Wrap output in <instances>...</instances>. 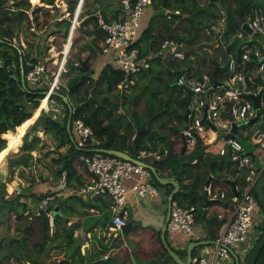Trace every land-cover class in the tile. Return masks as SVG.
Returning a JSON list of instances; mask_svg holds the SVG:
<instances>
[{"label":"trees","instance_id":"obj_1","mask_svg":"<svg viewBox=\"0 0 264 264\" xmlns=\"http://www.w3.org/2000/svg\"><path fill=\"white\" fill-rule=\"evenodd\" d=\"M78 1L73 0L69 4L66 13L69 19L72 18ZM150 1L153 3L154 11L148 26L141 32L140 38L134 44L140 49L142 56L149 58L150 66L138 73L137 80L131 87L132 91L130 90L129 94L122 93L121 96L112 94L116 85L124 77L123 72L117 69L113 60L105 63L98 75L93 76L95 72L87 61L90 56L94 57V60H99V57L103 56L114 58V52L108 54L101 52L100 43L104 34L98 26L95 12H91L87 20L94 21L93 30H75L73 35L72 46L64 66L67 69L64 74L66 78L63 83L64 75L61 74L55 89L60 94L67 96L72 105L70 133L73 135V121L81 119L92 129L97 143L92 145L89 141L83 147H76V139L74 138V142L71 141L66 127L69 118L68 107L59 96L52 94V98L63 104L64 116L62 117L52 111L41 110L33 125H30L24 136L20 138L18 145L21 153L9 158L8 165L10 169L28 167L30 161L33 160L31 151L36 149L40 140L35 132L42 131L53 138L57 148L68 145L66 153L59 158L62 160V166L55 170L58 177L65 172L66 186L74 173L73 162L76 160L78 164H82L81 157L92 154L91 148H105L132 153L137 132L144 130L137 143V150L144 153L142 160L154 166L161 177L176 179L180 183L181 188L187 192H178L174 201L183 207H194L195 220L210 221L213 218L211 216L206 217L204 209L205 182L212 174L217 180L227 184L230 180L225 174L230 172L235 175L236 168L230 160L229 154L205 153V158H199L195 163H189L188 158L203 149L199 143L187 154H180L182 147L180 126L183 123V114L186 109L184 105L186 93L176 85L175 77L180 67L188 66L191 68L192 55L185 54V59L180 61L169 56L162 58L157 53L161 49L163 40L176 39L184 48L196 49V69L199 72L207 69L206 71L212 74L215 68L225 64L226 58L219 60L221 56L219 48L214 49V52H209L206 49V47L211 46L212 42V36L206 30H212V24L216 23L221 9L233 17L240 16L246 21L252 13L251 10L256 8L259 3L257 0H234L233 2L223 0L224 7H222V4L217 0ZM41 2L49 5L54 4V0H41ZM163 5L167 8L171 7L173 11L179 10V14L183 17L174 19L171 16L168 18L163 13ZM7 7L8 0H0V58L5 61V68L0 69V152L7 143L13 140L16 127H21L32 117L33 112L40 108V100L44 98L42 91L48 90L52 80V72L57 69V66L49 59L44 64L47 68V77H42L34 86L25 80L26 89L21 84V69L26 74L31 67L30 64L40 62L38 56L41 52L42 37L58 35L61 44L65 43L70 26V20L63 19L57 22V25L66 30H53L54 32L42 34L43 36H35L37 34L33 31L26 30L29 32L28 38L25 40L26 47H22L21 44L17 47L11 44L15 38L17 27L25 26L28 29L32 22L36 24V18L31 19L27 13V10L31 8L29 0H15V7L17 8L15 11H9L6 9ZM37 10H43L44 13L50 11L49 8ZM37 10L34 8L33 12ZM124 16L123 9L121 16L118 18L117 13L114 20L122 19ZM104 19L105 21H112L106 17ZM234 28L230 27L227 30ZM77 34L82 35V41L88 42L81 46L83 51H89L85 72L80 70L81 58L73 54L72 51ZM229 41L226 37L224 43L230 47L240 46L237 39ZM36 46L38 47L36 48ZM234 50L237 59H240L241 51L239 48ZM100 60L104 62V59ZM76 62H79L80 65L76 66ZM90 95L98 102L83 104ZM140 104H142L141 109H139ZM155 153H158V157L154 156ZM20 173H24L23 169L20 170ZM185 178L187 182H185ZM152 180L155 185L162 186L153 175ZM7 182L0 178V223L5 225L10 214L13 213L15 215L14 232L10 233L8 230H3L0 233V264H26L27 262L45 264L50 257L49 252L55 248H58V254L63 253L65 258H71L73 253L71 254L67 248L74 241L72 231L62 230L60 234L62 240L58 241L55 232L51 235L46 214L42 213L35 216L26 201L21 200L22 197L27 196L24 193L18 192L9 195L6 190ZM242 182L239 190H236L235 187H228L225 197L243 192L247 185L245 177H243ZM165 187L168 191L172 190V185ZM251 192L257 203L253 189ZM50 195L51 192H45L37 196L36 199L40 201ZM52 201L49 202V210L54 209V201ZM207 205L209 206L210 203ZM257 206H259L258 203ZM25 211L28 213L25 214ZM222 223L223 220L217 222L218 227ZM37 229L38 236H36ZM254 231H258V233L250 249L262 237L264 221L256 226ZM166 236L167 232L165 233ZM210 237L216 239L217 236L213 234ZM159 243H161L160 239ZM156 254L154 260L140 264H176L162 243L161 250ZM263 259L264 247L255 264ZM190 264L197 263L192 262Z\"/></svg>","mask_w":264,"mask_h":264},{"label":"built area","instance_id":"obj_2","mask_svg":"<svg viewBox=\"0 0 264 264\" xmlns=\"http://www.w3.org/2000/svg\"><path fill=\"white\" fill-rule=\"evenodd\" d=\"M149 3L150 0H122L121 4L125 13L122 19L105 21L102 16L98 17V26L104 34L100 43L101 52L103 54L114 52L113 61L117 69L124 74L123 80L115 87L117 92L129 91L135 84L138 73L150 66L149 58L142 56L140 49L134 46L140 38L141 19ZM6 9L15 11L17 9L15 0H8ZM33 9L31 6L30 11L27 10V13L31 14V19ZM167 11L179 14V10L173 11L166 8L164 13L168 18L171 15ZM251 11V15L246 20L252 28L251 33L241 28L227 30V12L224 9L219 11L213 30H206L212 36L211 44L214 43L212 46L215 47L214 49L221 50L226 44L224 43L226 37L230 40L229 42L235 39L240 42V46L236 47L241 51L240 59H237L236 54L220 56V59L226 58V62L218 68V84L214 85L213 75L208 71L199 72L195 62H192L191 68L180 67L175 77L176 85L186 95L189 91L187 105L189 113L185 126L187 147L191 151L199 143L206 153L229 154L236 170L244 172L247 181L246 190L230 197L233 213L226 231L216 239V244L206 246L203 252H199L194 258L197 264H219L225 256H229L228 248L233 249L238 256V251L244 252L246 256L249 250L251 251V246L248 248L245 244L254 229L255 213L259 207L251 190L258 179L264 175V47L256 45V40L264 35V8L258 5ZM30 31L36 32V30ZM256 33L259 34L258 37L254 36ZM25 40L19 36L12 41L18 47ZM179 47L183 46L178 40L165 39L161 44V49L165 53L162 54L159 51L157 55L183 61L185 53L177 51ZM75 65L78 66L80 63L76 62ZM30 66L25 74V80L34 86L42 77H47V68L40 62ZM2 68H5V61L0 58V69ZM60 76L61 71L52 72L49 88L43 91L46 92L44 95L46 104L41 110L52 111L63 117V105L51 97L52 91L56 90L60 81ZM258 94H260V107L256 108L252 96ZM251 120L253 122L250 123ZM233 123L237 124V128L235 134L230 136L228 134L232 130ZM72 132L76 139V147H83L89 141L92 145L97 143L92 129L81 119L73 121ZM220 134L223 135L219 138ZM211 147L216 149L213 150ZM143 154H140V159ZM81 160L90 174V179L82 189L78 190V193L89 198L105 196L112 202V224L102 231V237L111 236L114 230L120 229L127 223V211L122 206L129 193L139 197L157 195V189L152 183L151 171L140 164L99 152L84 155ZM258 160L259 165H257ZM196 161V159L193 160V163ZM60 186H65V174ZM205 190L210 199L225 198V193L218 192L211 184L205 187ZM50 201V196L42 198L31 211L35 216L45 213L52 229L55 217L53 210H49ZM24 213L27 214L28 211ZM263 221L264 218L261 217L260 224ZM167 226L171 232H179L189 238L195 237L194 207H183L172 200ZM108 256L106 254L104 258ZM239 258L241 260L240 256ZM258 264H264V259Z\"/></svg>","mask_w":264,"mask_h":264},{"label":"crops","instance_id":"obj_3","mask_svg":"<svg viewBox=\"0 0 264 264\" xmlns=\"http://www.w3.org/2000/svg\"><path fill=\"white\" fill-rule=\"evenodd\" d=\"M121 1L122 0H79L71 19H69L68 15L66 14L69 6L66 4V1L64 2L63 0H54L53 5L45 4L41 2V0H39V2L37 1V3L32 2L31 6L36 8V10L39 8H49L50 11L48 13H44L43 10L32 12V18H36V24H33L32 22V25H30L28 29L25 26L20 28L17 27L16 32L18 31L20 37H23L24 35L26 39L28 38L29 34V32H26V30H36L35 34L37 35L35 36H43L42 34L54 32L53 30H66L65 28H61L60 25H57V22L62 21L63 19H69L70 26L68 29V36L70 38V43L69 41H66L65 43H62L61 47L59 48L60 50H62L63 47L65 49L66 44L69 43V49L63 51L65 54H67V52L71 49L75 30H93L94 21H87L91 12H95L97 19L99 16H102L103 18L106 17L108 20H114L117 13L118 18L121 16V13H123ZM257 1L259 5L264 8V0ZM29 2L31 3L30 0ZM151 3L152 2L150 1V4ZM163 8L165 10L167 7L163 5ZM167 9L172 10L171 7ZM149 13L152 15L153 11L146 7L144 15L141 19L140 32H142L148 26L150 19L147 17ZM238 17L239 16L234 18L237 19ZM56 36L50 35V40H56ZM50 42L51 43L49 46L52 47L53 43L52 41ZM23 43L25 45L24 47H26L25 41ZM11 44L16 46L13 41ZM214 48L215 47H209L206 49L209 52H214ZM234 49H236V47H230L228 45L226 46L225 44V46L221 48L220 52L221 55L227 57L229 54H235ZM108 57L109 56H103L99 59L107 60V62L114 59ZM38 58L41 59L42 56H38ZM194 60L196 65L197 58L195 56L192 58V62H194ZM219 60H221L220 57ZM42 100L40 101L39 106ZM41 108H44V106L40 107V110ZM39 114L36 116L35 120ZM35 120L26 126L24 134L29 125H33ZM21 128L22 126L15 131L13 137H17L16 147L14 148L17 150L12 153L13 157L21 153L18 145L20 138L24 136V134L22 136L20 135ZM183 134L185 136V128L183 130ZM72 137L74 142V135H72ZM51 141L55 143L53 138ZM218 144H220V142H218ZM7 146L8 143L6 147ZM6 147L4 149H6ZM211 148L213 150L216 149V147ZM14 149L5 153L2 156V161L0 163V178H2L4 181H8L7 185H9V183L14 184L13 190L12 186L9 185L12 191L8 192L6 189L7 193L9 195L18 192L24 193L27 196L22 197L21 200L26 201L30 209H33L39 201L36 199L37 196L45 192H51L50 197L51 200L54 201H52L54 206L53 215L54 217H57V220L55 219V225L50 232L51 235H53L55 232L57 235V240L61 241L62 237L60 234L62 230L65 229L67 231H72L74 241L73 244L67 248L71 254L73 253L71 258H67L70 261V264H140L144 262H150L156 258V253L161 250V243H159V239L162 227L164 226L166 220L169 194L172 191H168L165 187L166 185L161 184L162 186H157L152 180V183L157 189V195L153 197H139L133 193H129L126 196L124 205L122 206V208L127 211L126 221L127 223L130 222L132 226L128 236L123 238L121 231L116 229L112 232L111 236L102 237V231L111 225V200L105 196L89 198L78 193V190L80 188L82 189L86 182L90 179V174L86 171L85 167L82 164H78V161L76 160L73 162L74 173L70 177V180L66 186H60L63 175L61 178L55 173L58 165H62V160L59 158L66 153L68 150V145L62 146L60 149H55V146L46 144V142H43L42 138H40L39 143L36 145V149L31 151V154L35 155H33L32 161H36L35 164L33 162V172L36 178L35 182L30 181L29 177L31 172H28L26 167H16L14 169H10L9 165L7 166L5 158L7 155H9L10 151H13ZM189 151L190 148L187 147V151L185 153H188ZM181 153L182 152L180 151V154ZM258 154L260 155L261 152L259 151ZM154 156L156 155L154 154ZM58 159L61 162L60 164L57 162L59 161ZM257 165H259V163H257ZM22 169L24 171L23 174L20 173V170ZM63 174H65V172ZM225 175H227L230 180L227 184L217 180L211 174L212 178L210 184L213 185L215 190L226 193L228 187H235L236 190L241 188L243 184L242 180L245 176V174L243 175L242 171L236 170L235 175H232L230 172ZM185 182H187V179ZM177 183L179 184L180 190H183L180 186V183L178 181ZM244 190H246V186L244 187ZM229 198L230 196L226 195L225 198L213 200L209 206L207 205V207L204 208L206 212L205 216H211L213 219L210 221H206L204 219L195 220V237L189 238L179 232H171L167 226L166 240L169 246L172 247L173 250L177 251V254L182 260L186 261L187 247L190 242H198L204 239L216 240L226 231L232 219L233 213ZM14 218L15 215L11 213L9 220L5 225L0 223V233L3 230H8L10 233L14 232ZM222 220V225L218 227L217 222ZM69 222L71 223L69 224ZM254 230L255 229L252 230V233L245 244L248 248L251 246L255 235L258 233V231ZM213 234L217 236L216 239H212L210 237V235ZM114 237L116 238V241L120 243V247L118 248L112 247L111 245L112 239ZM205 247L206 246H196L192 249V256L194 253V257H192L191 263L194 262V258L199 254V252L204 251ZM49 254L50 257L46 260L45 264H53L54 261L58 262L59 259L65 258L63 253L58 254V248L52 249ZM106 254L109 256L105 259L104 256ZM26 264L31 263L27 262Z\"/></svg>","mask_w":264,"mask_h":264},{"label":"water","instance_id":"obj_4","mask_svg":"<svg viewBox=\"0 0 264 264\" xmlns=\"http://www.w3.org/2000/svg\"><path fill=\"white\" fill-rule=\"evenodd\" d=\"M72 1L73 0H67L66 4L69 5ZM217 1L222 4L221 5L222 7H224L223 0H217ZM167 13H169L174 19H179L180 17H183L182 15L173 13L172 11H167ZM227 27L228 28H230V27L241 28V29H243L249 33H251V31H252V28L249 26L248 22L244 21L240 16L237 19H235L228 12H227ZM254 36L258 37L259 34L256 33V34H254ZM18 37H19V33L17 31L16 32V39H18ZM177 51L183 52L185 54H191L193 56H195V53L197 52L195 48L187 49L184 47H179L177 49ZM194 62H195V60H194ZM86 67H87V62H86V60H83L81 66H80V70L85 72ZM217 71H218V68H215L213 73H212L213 78H214V85L219 83V81L217 80ZM21 84H22V87L24 89H26L25 73H24L23 69H21ZM42 94L45 95L46 92H42ZM51 94L59 96L62 99L63 103H65L68 107L69 118H68L66 127H67L68 133L70 134V139L73 142V137H72V134L70 133L71 114L73 111L72 105L69 102V99L67 96L60 94L56 90L52 91ZM252 99H253L255 107L259 108L260 107V104H259L260 94L252 96ZM188 100H189V91L187 92L186 99L184 101V105H185L186 109H185V112L183 114V123H182V126L180 127V132H181V136H182V149H181L182 153L181 154H187V153H185L187 151V141H186L185 136L183 134V130L186 126V122L188 119L187 118V115L189 113V109L187 108ZM91 102L97 103L98 100L90 95L83 104H88ZM250 122H253V120H251ZM236 128H237V124L233 123L232 124V130L228 135H230V136L234 135L236 132ZM143 132H144V130H140V131H138L137 135L135 136L134 147H133L132 153L120 151V150L105 149V148H93V149H91V152H99V153L111 155V156H114V157H117L120 159L128 160V161L134 162L136 164H140V165L148 168L151 171V174L155 177V179L160 184H162V185L170 184L173 186V189L170 192L169 198H168V210H167L165 224L161 230L160 240H161V243H162L164 249L168 252V254L171 256V258L176 262V264H190L192 261V257H193L192 256V249L194 247H196V246H208V245L216 244L217 241L211 240V239H204V240H201L198 242H190L188 244V247H187L186 261L182 260L180 258V256L177 254V252L169 246V244L166 240V237H165V233H166L167 225H168V221H169L171 201L174 200V197L178 192L184 193L186 191L180 190L179 184L177 183L176 180L171 179V178L161 177L158 174V172L154 166H152L151 164L140 159V152L137 150V143H138V140L140 138V135ZM222 135L223 134H220L218 137L220 138ZM0 139H1V136H0ZM155 155L158 156L157 153H155ZM199 158H205V150L204 149H201L198 153L191 155L188 158V162L193 163V160H195V159L197 160ZM32 165H33V161H30L29 166H32ZM211 178H212V176L209 175L208 179L205 182V187H207L210 184ZM29 179L31 182L36 181L35 174H34L33 170L31 171V175H30ZM253 192L256 194V199H257V203H258L259 207L264 212V175L261 178H259V180L256 182V184L253 188ZM204 199H205L204 208L207 207L208 203H211L213 200H215V199H210L206 194L204 195ZM110 224H112V222H110ZM131 228H132L131 223L128 222L123 227H121L119 229L121 231V234L123 235V238H126L128 236L129 232L131 231ZM111 245H112V247H115V248L120 247V243H118L116 241L115 237L112 239ZM263 247H264V233H263L262 237L260 238V240L251 249V251L249 252V254L245 257V259L243 261L240 260L239 256L236 254V252L233 249L228 248L229 256H225L219 264H255ZM58 262H59V264H70V261L67 258H61L58 260Z\"/></svg>","mask_w":264,"mask_h":264},{"label":"rangeland","instance_id":"obj_5","mask_svg":"<svg viewBox=\"0 0 264 264\" xmlns=\"http://www.w3.org/2000/svg\"><path fill=\"white\" fill-rule=\"evenodd\" d=\"M31 1V3L30 4H32V0H30ZM38 2H39V0H37ZM37 1H35V2H33V3H37ZM64 1V0H63ZM234 0H231V2H233ZM65 2V1H64ZM147 8L148 9H151L152 11H154V8H153V6L150 4V5H148L147 6ZM59 9V8H58ZM30 11V8H29V10H28V12ZM151 12V11H150ZM30 15V17H31V14H29ZM150 17H151V15H150V13H149V15H148V19H150ZM146 20V19H145ZM212 27H213V24H212ZM232 30H234V29H232ZM82 31H85V30H82ZM81 37H82V35H80V34H77V37H76V39H75V43H74V45H73V48L74 49H72V51H73V54H75V55H78V57L79 58H81V60L83 61V60H86L88 57V53H89V51L88 50H85V51H83L82 49H81V46H83V44L85 45V44H87L88 42L87 41H82L81 40ZM23 38L24 39H26V37L23 35ZM57 38H58V36H57ZM68 38H69V36H68ZM68 38H67V40L66 41H69V43H70V38H69V40H68ZM50 37H47V38H43L42 37V43H41V46H40V48H41V52H40V56H42V58L40 59V63H43V64H46V62L47 61H49V59L52 61V63L53 64H55L57 67H58V69H55V70H58V72L59 71H63L62 72V74L64 75L65 73H66V70L67 69H65L64 68V59H65V57L67 56V55H69V53L68 52H70V51H68L67 52V54H65L63 51L64 50H67V49H69L68 47L70 46V44L69 43H67L66 44V46H65V49H64V47H63V49L62 50H60L59 49V47L61 46V41H60V39L58 38V39H54V40H50V41H52V43H53V49H52V47H50L49 46V44L51 43L50 41ZM257 41V43H256V45H259V46H261V47H264V35L262 36V38L261 39H259V40H256ZM211 45V46H210ZM209 46L210 47H212V46H214V43L213 44H210ZM25 45H24V43H22V47H24ZM38 46H36V48H37ZM25 48V47H24ZM35 48V49H36ZM162 54H164L165 53V51L163 50V49H160L159 50ZM158 51V53H160ZM35 52H37V51H35ZM157 53V54H158ZM65 55V56H64ZM193 56V55H192ZM110 57V56H109ZM108 57V58H109ZM100 58V57H99ZM88 63L90 64V67H91V69H93L94 70V74H93V76L94 77H96L97 75H98V73L100 72V70L103 68V66L105 65V63H107V60H104V62H102L100 59L98 60V59H95L94 60V57H89L88 58ZM149 65H150V62H149ZM97 70V71H96ZM65 78H66V75H64L63 76V79H62V82L64 83V81H65ZM131 90V89H130ZM130 90L129 91H127V92H117L116 90H114L113 91V95H119V96H121L122 95V93H126V94H129L130 93ZM132 91V90H131ZM39 107H41V104H40V106ZM142 108V104H140V106H139V109H141ZM38 111L36 110V111H34V114L32 115V117L30 118V119H28L23 125H22V128L20 129V135H23L24 134V131H25V128H26V126L28 125V124H30L33 120H35V118H36V116L38 115V114H36ZM119 112H120V110H119ZM29 127H30V125H29ZM28 127V128H29ZM241 132H243V130H241ZM36 133V135L37 136H39L40 138H42V140H43V142H46V144H49L50 146L51 145H53V146H55V149H58L57 147H56V142L54 143L53 141H51V137L48 135V134H45L44 132H39V131H36L35 132ZM43 133H44V135H43ZM138 133V132H137ZM137 135V134H136ZM16 142H17V137H15V138H13V140H12V142H10V143H8V146L6 147V149H4V150H2V152H0V163H1V161H2V156L5 154V153H7V152H9V150H12V149H14L15 147H16ZM7 145V144H6ZM40 145V144H39ZM60 149V148H59ZM17 149H14L13 151H10V153H9V155H7L6 156V158H5V162H6V164H7V166H8V159L9 158H11V157H13V155H12V153L14 152V151H16ZM61 154V153H60ZM60 154H59V156H60ZM34 155V154H33ZM35 156V155H34ZM82 158V157H81ZM59 160V159H58ZM34 162V164L36 163V161H33ZM58 162V164H60L61 162H60V160L59 161H57ZM56 162V163H57ZM257 163H259V161H257ZM62 164V163H61ZM62 165H58V167L60 168ZM57 167V168H58ZM26 170L28 171V172H31L32 170H33V165L32 166H28V167H26ZM243 173V175L245 174L244 172H242ZM61 178H62V176H60ZM9 185H11L12 186V190L14 189V184H11V183H9ZM9 185H7V190H8V192L9 191H12L11 190V187L9 186ZM261 217L262 218H264V212L261 210V208L260 207H258L257 208V210H256V213H255V219H254V222H253V226H254V229L256 228V226H258L259 224H260V222H261ZM38 229H37V231H36V236H38ZM238 254H239V256L241 257V260H244V258H245V253L244 252H241V251H238ZM56 261H54L53 262V264L55 263Z\"/></svg>","mask_w":264,"mask_h":264},{"label":"bare ground","instance_id":"obj_6","mask_svg":"<svg viewBox=\"0 0 264 264\" xmlns=\"http://www.w3.org/2000/svg\"><path fill=\"white\" fill-rule=\"evenodd\" d=\"M32 1L35 2L36 0H32ZM45 104H46V98L42 100V102H41V107H42V106H45ZM35 111H36V110H35ZM37 111H38V112H37L36 114H39L40 108H39ZM17 129H18V128L16 127V130H17ZM17 134H18V133H17ZM17 134H16V135H17ZM21 136H22V135H21Z\"/></svg>","mask_w":264,"mask_h":264},{"label":"clouds","instance_id":"obj_7","mask_svg":"<svg viewBox=\"0 0 264 264\" xmlns=\"http://www.w3.org/2000/svg\"><path fill=\"white\" fill-rule=\"evenodd\" d=\"M64 66H65V64H64ZM80 66H81V65H80ZM62 72H63V71H61V74H62ZM54 91H55V90H54ZM42 92H43V91H42ZM62 105H63V104H62ZM40 111H41V110H40ZM70 124H71V123H70ZM203 149H204V148H203ZM205 153H206V152H205ZM258 180H259V179H258ZM243 190H244V189H243ZM38 202H39V201H38ZM208 246H209V245H208Z\"/></svg>","mask_w":264,"mask_h":264}]
</instances>
